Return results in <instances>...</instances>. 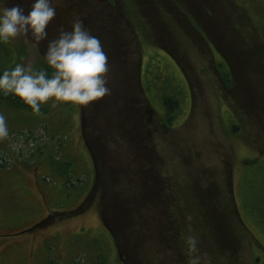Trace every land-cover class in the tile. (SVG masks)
<instances>
[{
	"label": "rangeland",
	"instance_id": "rangeland-1",
	"mask_svg": "<svg viewBox=\"0 0 264 264\" xmlns=\"http://www.w3.org/2000/svg\"><path fill=\"white\" fill-rule=\"evenodd\" d=\"M52 5L48 39L81 20L108 56L111 91L49 102L44 120L0 106V264H264L263 198L251 210L245 192L264 187V0ZM9 43L5 69L48 67L47 41Z\"/></svg>",
	"mask_w": 264,
	"mask_h": 264
},
{
	"label": "clouds",
	"instance_id": "clouds-1",
	"mask_svg": "<svg viewBox=\"0 0 264 264\" xmlns=\"http://www.w3.org/2000/svg\"><path fill=\"white\" fill-rule=\"evenodd\" d=\"M23 0L12 7L0 8V43H8L19 33H31L36 42L47 41L44 53L47 68L26 67L20 63L0 71V95L14 96L39 115L41 106L51 102H70L87 106L110 94L105 74L109 71L108 56L98 37L75 20L71 30H61L55 39H48L46 28L56 16L52 0H34L25 13ZM51 69V72L48 71ZM9 136L4 114L0 113V141ZM190 250L196 239L188 237ZM192 264H197L196 260Z\"/></svg>",
	"mask_w": 264,
	"mask_h": 264
},
{
	"label": "trees",
	"instance_id": "trees-1",
	"mask_svg": "<svg viewBox=\"0 0 264 264\" xmlns=\"http://www.w3.org/2000/svg\"><path fill=\"white\" fill-rule=\"evenodd\" d=\"M130 3H131V1H130ZM110 4H112V2L110 3ZM137 9V8H136ZM202 9H204V6L202 5ZM137 11L139 12V10L137 9ZM141 13V12H140ZM155 21V20H154ZM8 45H6V46H4V44H2L1 43V45L0 46H2L3 48H0V49H2V53H3V55L4 54H6V55H8V52H9V47L10 48H12L13 46L8 42L7 43ZM2 58V57H1ZM1 58H0V71H2V70H4L5 68H9L11 65H12V61L13 60H11V58H9V59H5V60H1ZM222 62H223V64H224V67L222 68V71H221V73H223V76H224V82L227 84V82H228V84L229 83H231L232 82V80H233V74H232V72H231V70H232V67H230V65H229V63L227 62V60L226 59H223L222 60ZM222 64V65H223ZM219 65H221V64H219ZM48 71L49 72H51V69L49 70L48 69ZM174 95V94H173ZM162 99H163V101H164V104L166 105V107L168 108V110H173L172 108V101L170 100V98H167V97H162ZM176 99V98H175ZM0 106H3V107H10V108H14V109H18V110H21L23 113H24V111H26V112H28L30 115H32V114H34L33 112H32V110H31V108L29 107V106H27V105H25V104H23L20 100H19V98H17V97H14V96H7V97H5V96H3V95H0ZM45 106L43 105V107L41 106V111H40V113H42L41 115H44L43 113L45 112V109L46 108H44ZM168 110H167V112H168ZM172 113H174V112H172ZM25 115H27V114H25ZM37 114H35L34 116H36ZM173 115V114H172ZM32 118H35V117H32ZM44 119H47L46 118V115H44L43 116V118H42V120H44ZM166 119H168L167 117H166ZM238 119H236V122H235V124L233 125V127H234V129L236 128V127H240V125L239 124H237L238 123ZM42 123V121L41 120H39L38 122H37V124L35 125V124H33V122H32V126L33 127H35V126H37L38 124H41ZM43 124V123H42ZM41 124V125H42ZM47 126V125H46ZM45 126V127H46ZM50 126H52V124L50 123ZM232 127V128H233ZM56 128V127H55ZM233 129V130H234ZM56 130H57V128H56ZM58 131V130H57ZM245 179V178H244ZM259 181H261V180H259ZM262 182V184H263V182H264V180L263 181H261ZM255 186H259L260 188H261V191L259 192V193H257V194H255L254 192H253V187L251 188V190L249 189V187L245 190V192L247 193V194H251V197H253L254 198V200L252 199V203H249V202H247V205H250V207H248V208H251V210H256V208H257V204L261 201V196H262V198H263V207H262V211L264 212V187L261 185H259L258 183H256L255 184ZM252 192V193H251ZM233 196H234V204H233V207L231 206L230 207V212H231V215H233L234 216V214H238L239 213V203L237 202V200H236V197H235V192H234V190H233ZM256 207V208H255ZM234 209V210H233ZM241 217V216H240ZM263 218V215H256L255 216V218ZM167 225H169V224H167ZM77 264V263H76Z\"/></svg>",
	"mask_w": 264,
	"mask_h": 264
}]
</instances>
